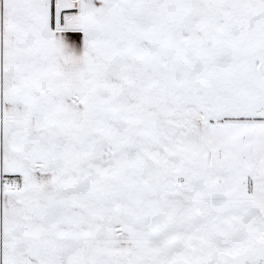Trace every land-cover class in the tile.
<instances>
[{
	"label": "snow or ice",
	"instance_id": "6c2138e0",
	"mask_svg": "<svg viewBox=\"0 0 264 264\" xmlns=\"http://www.w3.org/2000/svg\"><path fill=\"white\" fill-rule=\"evenodd\" d=\"M0 264H264V0H0Z\"/></svg>",
	"mask_w": 264,
	"mask_h": 264
}]
</instances>
